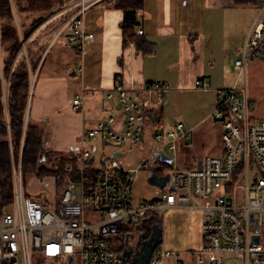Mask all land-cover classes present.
<instances>
[{"label":"crops","instance_id":"0c3cea01","mask_svg":"<svg viewBox=\"0 0 264 264\" xmlns=\"http://www.w3.org/2000/svg\"><path fill=\"white\" fill-rule=\"evenodd\" d=\"M10 3L22 47L6 72L9 53L0 35V102L3 101L9 124L10 78L14 65L24 58L30 79L26 123L30 118L40 128L45 137L44 148L51 152L75 153L84 142L97 170L111 157L117 156L121 161L126 148L100 137L83 141L85 132L100 119L114 117L118 128L124 122L117 97L107 98L117 82L169 86L161 96L143 91L138 100L152 114L145 121L143 134L145 139H154L155 144L146 158L156 147L158 133L178 124L190 131L189 139L178 145V158L166 153L174 156L171 165L177 161L180 170L196 169L205 158L224 155V128L212 114L225 91L235 89L242 99L255 103L253 121L264 118V59L249 61L244 69L235 66L236 61L243 59L246 36L254 22L259 16L264 19V0H57L51 11L38 13L25 10L27 0ZM132 3L137 4L136 40L128 42L126 38L125 44V10ZM83 5L84 29L94 35V41L85 46L83 56L79 57L69 41L75 25L65 26ZM138 30L143 34L138 35ZM24 33L29 35L24 38ZM197 81L206 82L208 89H197ZM81 94L84 103L79 112L73 109V100ZM147 128L151 130L148 136ZM95 141L101 142L102 153L112 154L96 160ZM143 147L144 144L136 148L141 151V158L130 164L131 169L146 159ZM156 161L160 164L157 171L162 165L170 166L159 158ZM29 179L25 188L28 196L58 201L60 194H48L49 188L42 184V189L37 183L32 187ZM133 202L138 204L134 198ZM197 214L201 221L200 212ZM123 240L124 236L121 244ZM195 253L192 250L174 254L181 264H194ZM175 262V258H169L165 264Z\"/></svg>","mask_w":264,"mask_h":264},{"label":"built area","instance_id":"2783aa9c","mask_svg":"<svg viewBox=\"0 0 264 264\" xmlns=\"http://www.w3.org/2000/svg\"><path fill=\"white\" fill-rule=\"evenodd\" d=\"M85 10L83 5L65 26L75 25L69 41L79 57L94 41V35L84 29ZM256 59H264L261 16L248 32L243 59L235 66L244 69ZM195 86L208 89L202 81ZM167 90L168 85L157 83L117 82L107 98L117 97L124 122L118 128L114 117L100 119L85 132L83 141L100 137L127 150L140 148L145 121L152 114L142 107L138 97L143 91L161 96ZM83 103L84 95H77L73 109L82 112ZM254 108L255 103L242 99L235 89L225 91L212 114L224 128V155L207 157L196 169L169 171L170 183L154 201L134 204V183L141 171L151 167L157 154H174L178 145L189 139L190 131L183 124L158 133L153 153L128 170L119 157L104 160L97 170L82 142L65 165L64 189L55 205L27 195L22 155L18 166L12 160L14 202L9 210L0 213V264H34L36 253L65 264H127L121 238L131 231L124 232L125 222L140 227L147 215L170 211L201 214L203 248L194 254V264H225L227 255L242 264H264V118L253 121ZM169 258L181 264L173 252L163 249L153 253L149 264H165Z\"/></svg>","mask_w":264,"mask_h":264},{"label":"trees","instance_id":"16d2710c","mask_svg":"<svg viewBox=\"0 0 264 264\" xmlns=\"http://www.w3.org/2000/svg\"><path fill=\"white\" fill-rule=\"evenodd\" d=\"M54 1L57 0H27L25 10L32 13L48 12L51 11ZM134 3L130 5V8L123 6L127 8L123 27L125 44L136 40L135 32L138 26L136 19L137 4L135 5ZM39 22H35L33 27ZM0 35L2 45L5 46L9 53L6 66V72H8L9 67L15 61L22 47L19 32L15 26L10 0H0ZM28 35L29 33L23 34L24 38ZM28 57L31 66L34 67L35 63L32 61L29 49ZM29 91V69L27 62L23 58L14 65L10 78L8 96L9 124L7 123L3 101L1 100L0 102V213L4 210H9L14 202L12 160L18 166L22 155V173L26 188L27 178L33 175L37 178L53 175L57 179L58 185L62 186V182L66 179L64 173L65 165L72 158V153L68 155L56 154L45 149L43 132L30 118L26 123ZM48 164H51L52 168H48L46 166ZM166 170L169 171V167H166ZM154 226L162 231L163 218L160 214L147 215L140 228L147 233L146 235H151ZM161 249V246L157 248V250ZM34 258V264H50L49 259L43 258L38 253L35 254ZM52 263L56 264L57 262L52 261Z\"/></svg>","mask_w":264,"mask_h":264},{"label":"rangeland","instance_id":"374dc122","mask_svg":"<svg viewBox=\"0 0 264 264\" xmlns=\"http://www.w3.org/2000/svg\"><path fill=\"white\" fill-rule=\"evenodd\" d=\"M150 128H147L146 136L149 133ZM151 131V130H150ZM142 144H144L143 150H145V158L148 156L149 151L152 149L155 144L154 139L146 138L145 133L142 135ZM46 145V142H45ZM93 145H97L98 151L94 154L96 160H99L103 156H110L112 153L106 152L102 153L101 142L95 141ZM111 148V147H110ZM113 148V147H112ZM110 151V149H107ZM124 155L121 158V162L123 164L124 169H131L130 164L141 158V151L133 150H124ZM167 153L171 155V152ZM177 158L178 153L175 152ZM144 157V156H142ZM21 158V157H20ZM20 162V160H19ZM152 163L154 161L152 160ZM157 166H160L159 162H156ZM48 168H52L51 164L46 165ZM178 162H174L169 166V171L173 172L174 169L178 168ZM151 174V168H148L144 171H141L134 183L133 187V198L136 203L141 201H153L157 200L161 196V191L155 187H152L148 184V178ZM29 184L34 187V184L37 183L41 188V184L43 187L48 189V194H57L61 193V190L64 189L63 186L58 185L57 179L53 175L45 176L44 178H37L36 176L29 177ZM42 189V188H41ZM47 191V190H46ZM55 199L50 198V203L55 205ZM163 218V242L162 249L171 250L176 254H181L187 251H196L200 252L203 248V236H202V224L200 221V216L197 212H183V211H170L166 213L160 214ZM135 225L129 223L128 221L124 224V232L125 231H133ZM122 252V249H121ZM225 264H242L241 260L234 258L233 256L225 257ZM52 261L49 260L51 264ZM53 264V263H52ZM56 264H65L64 261L57 262ZM77 264V262H74Z\"/></svg>","mask_w":264,"mask_h":264},{"label":"water","instance_id":"95a60500","mask_svg":"<svg viewBox=\"0 0 264 264\" xmlns=\"http://www.w3.org/2000/svg\"><path fill=\"white\" fill-rule=\"evenodd\" d=\"M117 156H115L116 158ZM160 159L162 163H166L167 165H171L174 160V156H168L166 153L161 152L157 154L153 159L156 161ZM201 163L199 164V166ZM171 180V175L168 173L164 176L159 175L157 171V167L154 166L151 168V174L148 178V184L152 187H155L159 190H165ZM173 189V187H172ZM163 242V233L156 226L152 228L151 236L147 242H145L141 248L139 255L132 260V264H149L152 258L153 253L157 250L159 246L162 245ZM123 257L125 260L129 259V253L125 251L123 253Z\"/></svg>","mask_w":264,"mask_h":264},{"label":"flooded vegetation","instance_id":"af4514ba","mask_svg":"<svg viewBox=\"0 0 264 264\" xmlns=\"http://www.w3.org/2000/svg\"><path fill=\"white\" fill-rule=\"evenodd\" d=\"M156 162L152 163L150 168L157 166ZM158 173L159 175L164 176L169 172L166 170V167L162 165L160 168L158 167ZM146 234L147 233L144 230L137 226L131 231V233L124 236L122 246L124 251L129 253V259L126 260L127 264H132V260L139 255L143 244L149 240L151 235Z\"/></svg>","mask_w":264,"mask_h":264}]
</instances>
